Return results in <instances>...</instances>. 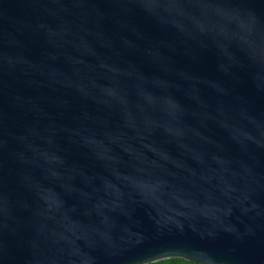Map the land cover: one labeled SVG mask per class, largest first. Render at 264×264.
Masks as SVG:
<instances>
[{"label":"water","instance_id":"1","mask_svg":"<svg viewBox=\"0 0 264 264\" xmlns=\"http://www.w3.org/2000/svg\"><path fill=\"white\" fill-rule=\"evenodd\" d=\"M264 264V0H0V264Z\"/></svg>","mask_w":264,"mask_h":264},{"label":"rangeland","instance_id":"2","mask_svg":"<svg viewBox=\"0 0 264 264\" xmlns=\"http://www.w3.org/2000/svg\"><path fill=\"white\" fill-rule=\"evenodd\" d=\"M168 260H170V259H168ZM168 260H161V261H157V262L150 263V264H172V263L167 262ZM179 260H182V259H179ZM176 264H190V262L182 260V262H178Z\"/></svg>","mask_w":264,"mask_h":264},{"label":"trees","instance_id":"3","mask_svg":"<svg viewBox=\"0 0 264 264\" xmlns=\"http://www.w3.org/2000/svg\"><path fill=\"white\" fill-rule=\"evenodd\" d=\"M167 262L172 263V264H176L178 262H182V260H179V259H170ZM190 264H193V263L190 262Z\"/></svg>","mask_w":264,"mask_h":264}]
</instances>
